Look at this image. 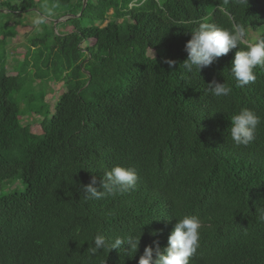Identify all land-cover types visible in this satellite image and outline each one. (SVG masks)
Here are the masks:
<instances>
[{
    "label": "trees",
    "instance_id": "16d2710c",
    "mask_svg": "<svg viewBox=\"0 0 264 264\" xmlns=\"http://www.w3.org/2000/svg\"><path fill=\"white\" fill-rule=\"evenodd\" d=\"M46 1L0 3L14 22L0 11V185L23 186L0 197V264H139L146 246H167L183 215L202 223L190 264H264V68L237 88L230 68L239 45L200 73L182 64L199 22L238 23L248 43L264 39V0H88L83 13V0H55L68 9L61 17H81L64 22L69 33L31 42L39 51L49 42L46 52L63 68L56 84L66 87L36 133L20 123V103L35 96L14 100L27 81L4 65L20 14ZM24 58L35 67L29 53ZM213 80L232 93L211 95ZM243 107L261 123L253 143L237 146L230 118ZM115 165L136 170L135 188L86 200L80 186L95 177L99 189ZM97 233L109 242L140 236L138 250L91 255Z\"/></svg>",
    "mask_w": 264,
    "mask_h": 264
},
{
    "label": "clouds",
    "instance_id": "9594fccd",
    "mask_svg": "<svg viewBox=\"0 0 264 264\" xmlns=\"http://www.w3.org/2000/svg\"><path fill=\"white\" fill-rule=\"evenodd\" d=\"M228 0H225L227 3ZM240 3L247 4V0H239ZM45 14L37 15L33 24L42 25L53 15L51 9L44 5ZM246 30L241 24H233L231 29L218 27L208 22H199L198 27L191 31V39L185 45L187 59L183 61V67L188 73H200L205 67L210 66L216 58L228 54L232 49L240 46L235 52L231 62L230 72L235 79V86L243 88L249 83L255 82L256 75L254 69L264 68V39H258L255 43H248L245 39ZM243 45V47H241ZM172 68L176 61L166 59L164 61ZM207 91L215 97H227L233 89L226 83H218L213 80L207 84ZM230 136L237 146H248L256 139V131L261 123V117L250 108L243 107L238 113L230 118ZM138 174L132 167L115 165L109 170H105L104 176L99 183V189L94 187L97 184L95 177L91 183L81 185L85 193V199H101L106 195H115L134 189ZM103 189V191H101ZM260 221H264V213L259 216ZM201 220L195 215H183L177 219L174 229L168 237L166 247H159L158 242L155 250L151 245L146 246L143 254L139 258V264H190L192 257L199 248ZM152 235H156L155 232ZM140 243V236L127 235L116 237L114 241L109 240L102 234H95L92 246L88 248L91 255L108 249H120L123 245H128L129 253H136Z\"/></svg>",
    "mask_w": 264,
    "mask_h": 264
},
{
    "label": "rangeland",
    "instance_id": "374dc122",
    "mask_svg": "<svg viewBox=\"0 0 264 264\" xmlns=\"http://www.w3.org/2000/svg\"><path fill=\"white\" fill-rule=\"evenodd\" d=\"M14 6H18L21 0H10ZM38 1V0H35ZM74 1V0H73ZM6 0H0V3H4ZM59 4L55 0H47L45 3L37 4L35 11H29L27 13L20 14V21L23 23L22 26H19L15 29L12 33L13 37L8 45L7 51V59L4 66H9L22 73L24 76V80L27 81L26 83V90L24 91L23 96H14V100L22 99V97L34 95L35 99L29 104V98L23 99L20 103V110L22 114V118L20 123L23 126L31 125L33 132H39V123L43 120L44 116L46 115L45 112L48 110L50 112L53 111V107L55 105L56 100L58 97L66 91V87L63 86L62 83L56 84V78H59L60 74L63 72L62 64L58 60H55V55L52 53L46 52V46H48L49 42L44 41L42 51L38 49H33L31 46V42L34 39H43L45 37H49L52 34L54 36H63L64 34L69 33L72 30V26L64 25L66 19L68 17L73 18H80L81 14L64 16L67 14L68 9L59 7ZM44 5H47L49 9L52 10L53 15H51L47 21L42 25H35L33 24V20L37 17V15L45 14L46 9ZM1 6V5H0ZM4 15L3 21L5 23H9L13 25L14 22L11 19L10 13L5 9L0 10ZM51 22V24H50ZM56 24V25H55ZM49 27V28H46ZM64 26V27H63ZM255 36L253 35L252 38ZM53 39V38H52ZM93 43L90 41L88 43L91 46ZM85 47V44L82 46ZM26 53H29L32 58H34L35 67H33V61L25 64V56ZM12 55V56H11ZM13 65V66H11ZM31 65V66H30ZM35 74H38V77H45L43 80H38L35 78ZM39 87H41L39 89ZM35 89H39L35 91ZM40 94L46 95L45 101H41L39 99ZM43 108V114L41 116H36L38 114L35 113V108ZM49 107V108H48ZM34 109V111H32ZM14 191V192H23V186L19 180L17 181H7L3 182L0 185V197L4 196L5 194Z\"/></svg>",
    "mask_w": 264,
    "mask_h": 264
},
{
    "label": "water",
    "instance_id": "95a60500",
    "mask_svg": "<svg viewBox=\"0 0 264 264\" xmlns=\"http://www.w3.org/2000/svg\"><path fill=\"white\" fill-rule=\"evenodd\" d=\"M87 1L88 0H83V7H82V11H81V13H83V11L85 10V8H86V5H87ZM81 16V15H80ZM68 18H66V19H63L62 21H66ZM56 25V24H55Z\"/></svg>",
    "mask_w": 264,
    "mask_h": 264
}]
</instances>
